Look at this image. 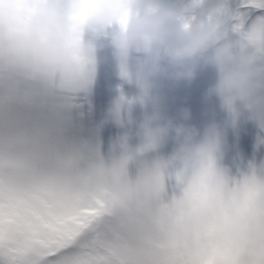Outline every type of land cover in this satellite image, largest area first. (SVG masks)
<instances>
[{
  "label": "snow or ice",
  "instance_id": "obj_1",
  "mask_svg": "<svg viewBox=\"0 0 264 264\" xmlns=\"http://www.w3.org/2000/svg\"><path fill=\"white\" fill-rule=\"evenodd\" d=\"M68 5L77 9L69 13L77 21L90 7L87 0H68ZM37 7L38 0H32L0 22V264H264V239L242 248L225 231L233 207L264 218V164L218 189L200 233L179 241L176 226L191 221L207 202L205 193H185L190 208L179 209L165 202L166 185L158 180L146 194L149 203L139 205L135 181L114 194L98 152L86 156L65 146L59 113L52 118L37 111L53 94L50 85L59 69L31 55L16 60L9 47L31 29ZM141 7L152 12L158 5L143 0L115 23L126 29ZM179 19L185 27L192 20L206 25L227 20L240 49L256 55L261 63L247 98L264 128V101L254 98L264 83V0H188ZM41 39L51 42L47 34ZM75 58L81 66L95 64L90 57ZM121 75L131 78L126 62ZM70 104L71 98H64L57 107ZM133 158L123 157L128 163Z\"/></svg>",
  "mask_w": 264,
  "mask_h": 264
},
{
  "label": "clouds",
  "instance_id": "obj_2",
  "mask_svg": "<svg viewBox=\"0 0 264 264\" xmlns=\"http://www.w3.org/2000/svg\"><path fill=\"white\" fill-rule=\"evenodd\" d=\"M31 2L0 0V22L16 15ZM87 3L90 7L77 21L69 14L77 9H70L68 0H38L31 29L17 35L9 45L16 60L31 55L45 67L59 69L60 78L52 82L50 91L63 94L65 98L88 89L97 74L95 64L81 66L75 58L79 55L97 59V46L93 40L85 38L86 33L113 25L129 9L140 6L143 0H87ZM183 14L184 6L179 3L160 5L155 11L133 15L126 29L115 30L111 39L113 54L118 60L127 61L134 52H143L148 58V65L139 76V87L145 97L159 87L162 80L179 86L192 83L199 72L209 66L220 70L219 79L206 90L205 97L225 99L231 110L224 121L209 124L201 135L200 128L189 123L192 118L190 107H183L179 116L171 117L157 106L139 125L145 151L158 147L165 136H171L175 146L171 153L146 166L136 178L137 204L147 205L146 194L155 189L158 180L165 183L166 177H174L175 186L182 189L181 195H174L168 202L173 207L190 208L187 192L207 195V202L201 205L191 221L176 226L174 238L179 241L200 233L216 204L217 190L228 187L234 180L231 167L220 162L218 156L226 143L228 129L235 127L244 114L236 104L246 99L253 89L257 63L252 51L238 50L237 42L227 38V20L210 25L192 20L185 27L179 19ZM42 33L47 34L51 42L43 41ZM77 36L79 40L74 43ZM254 115H257L256 109ZM109 120H115L124 130L112 143L113 150L123 155L104 165L115 194L130 180L129 163L123 157L133 151L131 140L136 128L135 117L124 95L112 100L100 127ZM225 231L243 248L254 240L264 239V218L250 216L233 207Z\"/></svg>",
  "mask_w": 264,
  "mask_h": 264
},
{
  "label": "rangeland",
  "instance_id": "obj_3",
  "mask_svg": "<svg viewBox=\"0 0 264 264\" xmlns=\"http://www.w3.org/2000/svg\"><path fill=\"white\" fill-rule=\"evenodd\" d=\"M187 2L188 0H162L161 5L179 3L181 6H184ZM117 29H120L118 23L108 26L106 30L107 33L102 36L105 38L104 40L102 38H96L97 36H93V34L87 35V33L85 38L93 40L97 49H108V47H110L109 43L111 42L108 41L112 39V33ZM230 32L233 36L228 38H234V40H237V35L231 30H228V36L230 35ZM100 41L102 43H99ZM237 49H240L239 45ZM109 54L114 60L112 61V59L109 58L110 61L104 66L103 70L109 74V76H105L110 77L111 84L106 81L105 76L103 79L99 78L98 74L100 73V70L98 69H96L97 74L94 82L100 90V93L109 98L110 103L116 96L124 95L128 101V108L130 109L131 114L135 117L136 128L134 129V135L131 140L133 145V151L131 154H133L134 158L129 161L130 179L135 181L146 166L151 165L160 156H166L171 153L175 146V141L172 137L165 136L158 147L151 149L150 155L143 160V164H140L139 160H137L138 158H136L138 153H136L137 146L135 145L136 137L139 135L142 136V131L140 130L139 125L156 110L157 106L162 107L168 116H179L181 109L184 107L183 105L190 100V95H188L189 91L185 90V84L188 83L185 82L176 86L177 89H183V91H180L181 93L176 94L175 90L171 88L174 85H172L171 82L167 84L169 81L162 80L160 86L154 89L149 96L145 97L139 87V76L141 70L145 68V65L139 64L133 68L128 66L131 78H125L121 75V63L125 61L118 60L114 56L113 50L109 51ZM258 63L260 62L257 61L256 64ZM128 64L129 62L127 65ZM219 76L220 70L214 66H209L206 69L201 70L196 79L201 85L204 84L211 86L216 82V79L219 78ZM59 78L60 73H57L55 80ZM190 85H192V83H190L189 86ZM201 85L198 84L196 87L198 91ZM256 93L257 89H255L254 98L257 97L264 101V97H262V95H256ZM64 98L65 96L63 94H51L47 97V103L39 107L37 111L52 118H55L57 113H59L62 120L59 134L62 136L65 146L76 149L82 153L85 151L86 156L98 152L102 157L103 153H106L107 151V157L104 162L105 164L111 163L114 159L123 155L120 151H114L112 145L111 148L104 150V143L98 135H93L88 144L87 142H83L80 139V136L77 137L76 130L81 128L79 122L81 121L82 116L86 113L83 108L86 105L85 100L87 97H85L84 93L72 96L70 97V106L58 108L57 106L63 103ZM226 105L227 104L222 103L221 98L209 101V104L206 107L208 112L199 114L195 120V122H197L196 125L200 130L204 127L207 119L211 121V123L224 121L231 110L230 106L226 107ZM79 106H81V110H76L75 108H78ZM187 106L190 107L191 105L187 104ZM254 112V105L250 108H246V110L243 109L244 114L239 123L235 127L228 129L226 143L222 146L218 156L220 162L231 167L232 175L237 179L243 174L250 172L253 165L258 167L264 164V142H261V137H264V128H261L259 121L255 118ZM189 123L193 124L191 120ZM121 134L122 133L118 132L116 137L111 139V143H113L114 139ZM201 135H203L202 131ZM135 168H139V171L135 172ZM176 183L174 177H166L165 202H169L174 195L182 194V189L177 188L175 186Z\"/></svg>",
  "mask_w": 264,
  "mask_h": 264
},
{
  "label": "trees",
  "instance_id": "obj_4",
  "mask_svg": "<svg viewBox=\"0 0 264 264\" xmlns=\"http://www.w3.org/2000/svg\"><path fill=\"white\" fill-rule=\"evenodd\" d=\"M151 2L160 6L162 0H151ZM143 13H144V8L141 7L140 14H143ZM107 28H108V26L100 29L99 31H90L91 33L88 32L87 35L93 34V36L94 35L97 36L96 38H102L104 40L105 38H103L102 36L105 33H107L106 32ZM228 30H230V28H228ZM232 36H233V34L230 32V35L228 37H232ZM230 39L234 40V38H230ZM110 41H111V39L108 42H110ZM235 41H237V40H235ZM99 43H102V42L100 41ZM110 43H109L110 47H108V49H105V48L98 49V56H97V59L95 61L96 69L100 70V73L98 74L99 78H102V79L105 75L109 76V74L104 72L103 68L105 65H107V63H109V61H110L109 58L112 59L111 55L109 54V51L113 50V46ZM237 48H238V44H237ZM113 60L114 59H112V61ZM125 62L126 63L129 62V64L127 66H129L131 68L136 67L139 64H143L146 67L148 65V58L146 57V55L143 52H134L132 57L129 58ZM197 76H199V74ZM218 79L219 78H217L216 81ZM95 80L96 79H94V81ZM94 81L92 82V84L90 85V87L88 89L80 92V93H84L85 97H87V99L85 100L86 105L84 104L85 106L83 108L86 111V113L82 116L81 121L79 122V124L81 125V128L76 130V133H77V137L80 136V139L83 142H87V144L89 143V141L93 135H98L104 143L103 149L106 150V149L111 148V145H112L111 139L113 137H116L118 132L122 133L124 130L118 126V124L116 123L115 120H109V122L103 128L100 127V122L104 118L106 111H107V109L111 103H110L109 98L106 95L100 93V90L98 89V87ZM106 81L111 84L110 77H106ZM169 83L170 82H168L167 84H169ZM198 84L201 85L200 83H198L196 78L192 82V85L189 86V84H185V90L189 91L188 95H190L189 96L190 100L183 105L184 107H186L187 104L191 105L190 106L191 110H192L191 121L195 125L197 124V122H195L196 117L199 114H204V113L208 112L206 107L209 104V101L221 98L219 96H212L210 99H206L205 92L210 86L203 84L199 87V91H198V89L196 88L198 86ZM165 87L168 88L167 86H165ZM171 88H173L175 90L176 94H179V93H181L180 91H183V89H177L176 86H172ZM256 89H257L256 95H262V97H264V83H262ZM255 98L259 99L257 97H255ZM221 99H222V103L227 104L226 107L229 106L224 98H221ZM250 105L252 106L253 104H251V102L248 98L237 101V104H236V106L238 108H240V109L242 108L244 110H246V108H250L251 107ZM75 109L81 110V106H79L78 108H75ZM216 112H218V111H216ZM209 124H211V121H209L207 119V121H205V125L201 129V131L204 132V130L207 128V126ZM72 137H74V136H72ZM135 141H136L135 145L137 146L136 153H138L136 158H138L137 160H139L140 164H143V160L148 155H150L151 149L147 150V151H143V152L139 151L142 148V136H140V135L137 136ZM83 153L85 154V151ZM106 157H107V151H106V153H103V155H102L104 162L106 160ZM134 170H135V172L139 171V168H135Z\"/></svg>",
  "mask_w": 264,
  "mask_h": 264
}]
</instances>
